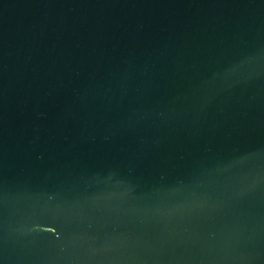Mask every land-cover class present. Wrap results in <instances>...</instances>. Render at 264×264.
I'll return each mask as SVG.
<instances>
[{"label": "water", "instance_id": "95a60500", "mask_svg": "<svg viewBox=\"0 0 264 264\" xmlns=\"http://www.w3.org/2000/svg\"><path fill=\"white\" fill-rule=\"evenodd\" d=\"M0 264H264V0H0Z\"/></svg>", "mask_w": 264, "mask_h": 264}]
</instances>
